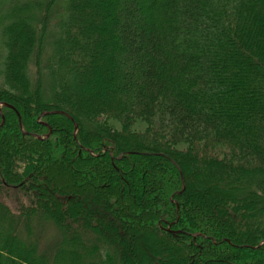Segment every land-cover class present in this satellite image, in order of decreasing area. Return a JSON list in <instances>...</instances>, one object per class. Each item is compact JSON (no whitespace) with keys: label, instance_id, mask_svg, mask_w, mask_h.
Masks as SVG:
<instances>
[{"label":"trees","instance_id":"1","mask_svg":"<svg viewBox=\"0 0 264 264\" xmlns=\"http://www.w3.org/2000/svg\"><path fill=\"white\" fill-rule=\"evenodd\" d=\"M58 1L0 3V264H264V0Z\"/></svg>","mask_w":264,"mask_h":264},{"label":"rangeland","instance_id":"2","mask_svg":"<svg viewBox=\"0 0 264 264\" xmlns=\"http://www.w3.org/2000/svg\"><path fill=\"white\" fill-rule=\"evenodd\" d=\"M5 1H6V0H0V3L5 2ZM64 1H65V0H61V1L59 0V1H58L59 5H60V6H63ZM0 5H2V4H0ZM1 54H2V50L0 49V55H1ZM110 122H112V121H110ZM112 123H113L114 125H119L118 122H116V121H113ZM133 128H135V130L144 131V130L147 128V125H146L144 122H139V123L135 124V125L133 126ZM205 148H206V147H205ZM207 149H208V147H207ZM209 149H210L211 151H215L217 154H220V155H226L228 158H232L233 156H235V155H234L235 152H233V151L231 150V148H229L228 146H225V145L217 146V147L212 148V149H211V147H209Z\"/></svg>","mask_w":264,"mask_h":264},{"label":"water","instance_id":"3","mask_svg":"<svg viewBox=\"0 0 264 264\" xmlns=\"http://www.w3.org/2000/svg\"><path fill=\"white\" fill-rule=\"evenodd\" d=\"M5 105V103H3Z\"/></svg>","mask_w":264,"mask_h":264}]
</instances>
